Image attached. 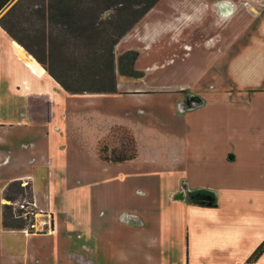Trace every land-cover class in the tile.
<instances>
[{"label": "crops", "instance_id": "crops-1", "mask_svg": "<svg viewBox=\"0 0 264 264\" xmlns=\"http://www.w3.org/2000/svg\"><path fill=\"white\" fill-rule=\"evenodd\" d=\"M214 1L160 0L149 10L116 47L118 55L126 49L139 50L135 67L144 75L135 77L118 70V91L113 93L67 92L44 69L38 73L29 55L20 51L0 26V64L16 74L13 95L26 101L20 108L13 107L9 118L0 115V264H264V253L254 262L247 259L264 240V163L256 168L244 164L234 172L223 168V175H218L221 172L215 166L210 172L200 165L213 158L231 164L229 159L238 158L232 156V150L236 151L232 144H240L244 152L248 143L264 144V16L260 18L256 9L253 13L250 7L235 4L230 18L217 22ZM193 9L199 22L174 24V35L144 41L145 25L186 20L182 14ZM121 106L127 109L121 111ZM144 106L146 109L137 111ZM48 116L59 120L67 116V127L78 123L84 128L97 163L106 170L127 167L133 161L112 162L99 156L97 145L114 126L126 127L134 134L140 153L150 147L148 144L162 151V141H148L152 134L171 133L172 144L163 150L161 167L177 166L186 177L170 193V204L161 207L158 214L151 206L143 209L144 213L132 208L123 217L110 218L128 228L157 221L163 228L162 237L161 232L157 236L154 233L138 242L129 239L130 232L110 235L108 229L100 227L93 235L95 243L85 239L72 244L71 220L58 212L55 194L68 173L67 154L61 148L64 144L56 147L55 141L49 144L40 138V133L45 136L47 132L41 124L44 121L37 122L38 133L34 127L36 117L44 120ZM61 124L66 132L64 122ZM32 127L36 134L27 145L23 133ZM60 132L57 130V141ZM216 143L225 146L220 157L215 155ZM41 167L47 168L50 176L46 196L37 189L36 172ZM190 174L218 177L213 179L214 186L206 189L216 194V206L189 201V193L204 189L192 187ZM247 174L255 175L254 186L241 185L239 190L230 187V182L242 181ZM18 179H31L36 210L42 215L40 223L53 216L52 231L3 226L5 189ZM187 252L195 255V263L184 257ZM216 254L222 258L216 260Z\"/></svg>", "mask_w": 264, "mask_h": 264}, {"label": "rangeland", "instance_id": "rangeland-1", "mask_svg": "<svg viewBox=\"0 0 264 264\" xmlns=\"http://www.w3.org/2000/svg\"><path fill=\"white\" fill-rule=\"evenodd\" d=\"M203 1L204 4H208L209 1L214 0ZM232 4L234 6L236 4V6L244 5L250 7L251 10L254 11L253 13L256 12L254 10L256 9L260 13L259 17L264 16V0H232ZM50 5V0H13L0 14V26L9 39L15 41L19 45V42L16 41V38H18L25 46H28L32 50L31 53L25 46L20 47V51L21 49L25 50L26 54L32 59L31 62L34 64L36 63L44 67L39 60V58H41L48 63V66L58 71H61L63 65L67 64V62L70 63L71 66L85 65L90 59L92 46L94 45L93 41H95V36H90L91 27L89 26L87 28L81 24L79 26L81 31L72 33L70 29H68V26L65 27V25L61 24V21L55 22V20L51 19L49 14L54 12V8ZM103 5L104 1L98 7L102 8ZM80 6L84 7L82 4H80ZM114 6L115 5H111L108 8L106 6L102 11L96 9L89 10V19L97 21L102 32H106L108 29L109 23L107 20L117 17L118 11H116ZM84 8L87 9L88 7L86 6ZM42 11L46 12V17L43 16ZM259 17H257V19ZM260 18L258 21L257 19L255 21L259 23ZM136 25H134V27ZM13 35L16 38H14ZM117 44L115 45L117 69L119 57L125 51L136 50L139 52L140 56V51L133 48L126 49L118 55L116 48ZM2 63L0 64V115L4 118H9L11 115L10 110L16 106H18L17 108H20L26 101L24 100L22 102V99L13 95V92L15 91L16 74L9 73L7 69H3ZM44 70L46 71L45 67ZM34 104H36V102H33V105ZM154 105L157 109L159 108V110H163L160 103H155ZM26 107L27 106H24V108ZM144 107L145 108L139 107L140 109L137 107V111L146 109V106ZM17 108H15V110H19ZM51 109L52 106H50V110ZM126 109V106H121L120 110L124 111ZM123 117H127V114L124 113ZM140 117L145 119L142 115ZM66 119L67 116H63L62 120H59L58 118L55 119L54 116H48V118L45 117L44 120L36 117L34 127L36 128L35 131L37 130L38 133L39 127L37 126V122L44 121L41 124L43 125V129L47 132L45 136L40 133V138L43 139L45 143L49 144L51 141H55L56 147H60V145L64 144L61 148H64L65 153L67 154L66 161H68V173L63 176V179H61L63 180V184L61 185L62 188L55 190V194L57 196V204H60V206L57 207L58 212H60L64 218L68 215L69 218H66V220H71L68 225L71 226L70 230L73 234L74 241L72 244L78 245L79 241H84L85 239H87L88 243H95L93 235L96 234L100 227L108 229L110 235L112 232H114L115 235L118 233L124 234L125 232H130L129 239L132 237L138 242L147 240L151 234L154 233L157 236L161 232L162 237L163 228L160 226V223H157V221L153 220L152 223L143 222L128 228L127 226L122 225L121 222L117 223L111 221L110 218L111 216H120L119 214L123 217L127 214L126 210L132 208H138L140 209L139 211L142 210L141 212L144 213L143 209L150 208L151 206L153 209L158 210L157 213H153L158 214L161 211V207L165 208V206L170 204V193L175 187H177L180 180L186 177L182 175L183 172H181V169L177 166L161 167V155L163 150L165 151V149H168L172 144L170 136L168 135L171 133L169 131H163L165 135L158 134V136H155L152 134V139L150 138L151 141H148L149 143H152V140L162 141V151H160L159 146L154 149L151 147V144H148L150 147L143 148L141 153L138 151L139 154L132 159L133 161H131V164L127 165V167L119 166L117 170L110 168L106 170L100 162L97 163L94 148L90 145L87 135H84V128L80 127L78 123L77 126H74L73 124L72 127H67L68 124L65 122H69L66 121ZM61 122H64L66 132L63 130ZM59 126H61V128H58ZM57 130L61 131L57 135L58 141L55 137ZM29 131V133H23V137H25L23 143L27 145L33 140L32 136L36 134L33 127L29 129ZM203 145L208 146L211 144ZM213 145L215 146V155L220 157L219 155L223 154L225 151L224 144L216 143ZM232 146H234V149L236 150H232V156L236 155L238 158L233 160L229 159V163L231 164L225 165L219 160L215 161L213 158V160L208 159L202 161L200 164L201 167H203L202 169H209L210 172H214L215 166L221 172V174L218 175H223V168L227 169V167H230L232 172H234L235 169H238L239 171L244 164L248 167L256 168V166L259 167L261 163H264V144L253 142L248 143L246 146V152H244L245 148L242 149L240 144H232ZM104 147L108 149V151H105V155H111V150L114 149L116 151V156L126 157L139 149L134 134L128 128L123 126H114L112 130L105 135L97 145V149H104ZM158 148L159 151H155L158 150ZM216 163L219 165H215ZM163 164L169 165L165 163ZM258 170H260V168ZM49 177L47 168L41 167L40 172H36L37 189L43 196H46L48 190L47 184ZM215 177L218 178L212 174H199L196 176H193L192 174L188 175V178L193 183L192 187H204L206 191L204 193V198L209 201L211 200L212 204L209 205L213 206L217 205V196L214 191H207L206 189L214 186L213 179ZM112 181L114 182V185L112 184ZM246 184H248L247 187L255 185L254 174H247L246 178L242 181L237 179L236 182H230V187L234 190L236 188L239 190L241 185L242 187H245ZM22 203L26 204L27 200L24 196L19 195L15 204L20 207ZM42 206L44 205L42 204ZM41 217L42 215L37 213L36 210L35 232H43L45 230H48L49 232L51 228V218L47 216V223L46 225H43L39 220ZM101 218L106 219L102 220ZM150 224H152V227H150ZM98 239L100 240V237H98ZM254 251L251 252L247 259L251 257ZM194 256L191 255L190 252H187L184 257L190 263ZM221 256L222 255L216 254V260L222 258ZM92 262L95 263V257H93ZM193 262L195 263V260H193ZM199 264H203V262Z\"/></svg>", "mask_w": 264, "mask_h": 264}, {"label": "trees", "instance_id": "trees-1", "mask_svg": "<svg viewBox=\"0 0 264 264\" xmlns=\"http://www.w3.org/2000/svg\"><path fill=\"white\" fill-rule=\"evenodd\" d=\"M13 0H0V13ZM104 1L103 7H98ZM50 0L54 12L50 13L51 19L55 22L61 21V24L68 26L72 33L81 31L79 26L91 27L90 36H95L89 61L83 66L72 65L67 62L63 65L61 71L48 66V63L39 58L46 71L49 72L57 82L69 93H113L118 91L117 70L121 74L142 77L144 71L135 68V62L139 56L136 50H128L122 53L118 60V69L115 55V45L120 39L136 25L143 16L151 10L160 0ZM82 4L85 9L80 6ZM114 6L118 11L117 17L108 19L109 23L106 32H102L97 21L89 19L88 14L91 10L104 9L106 6ZM44 17L46 12L42 11ZM116 16V15H115ZM63 18V19H62ZM9 31V30H8ZM14 38H16L13 35ZM20 47L25 46L20 39L16 38ZM29 52L32 50L25 46ZM38 57V56H37ZM42 67V66H41ZM44 67H42L44 69ZM99 156L107 161L123 162L133 159L138 154V150L126 156H116L115 150H111V155H105L108 149H97ZM205 190H198L189 193V201L204 205L203 201ZM22 195L27 200V205L35 204L33 183L31 179H18L11 181L5 189V198L7 202L3 204V226L8 229H26L29 232H35V213L32 209L28 212L24 208L16 206L15 202L18 196ZM210 204H212L210 200ZM54 227V217H51ZM43 232H48L45 230ZM41 233V232H40ZM264 253V240L256 248L249 258V262L256 261Z\"/></svg>", "mask_w": 264, "mask_h": 264}, {"label": "clouds", "instance_id": "clouds-1", "mask_svg": "<svg viewBox=\"0 0 264 264\" xmlns=\"http://www.w3.org/2000/svg\"><path fill=\"white\" fill-rule=\"evenodd\" d=\"M215 9H216V18L217 22L224 21L226 22L231 15L232 9H234V5L232 4V0H215ZM186 17V20H181L177 18L174 21H160L153 22L152 25H145L144 28V41L155 42L159 38L164 35H168L169 33L175 34L176 28L172 25L179 26L181 23H184V26H190L192 23H197L196 16L198 13L195 9L192 10L191 13L182 14ZM203 16L200 15V19L202 20Z\"/></svg>", "mask_w": 264, "mask_h": 264}, {"label": "built area", "instance_id": "built-area-1", "mask_svg": "<svg viewBox=\"0 0 264 264\" xmlns=\"http://www.w3.org/2000/svg\"><path fill=\"white\" fill-rule=\"evenodd\" d=\"M20 207H21V208H24V209L26 210L25 212H28L29 209H32V213H35V212H34V210L36 209L35 204H34V205H27V204H25V203H22V204L20 205ZM37 213H38V212H37ZM35 215H36V213H35ZM46 223H47V221H45V222L43 223V225H46ZM33 226L36 227V223L33 224ZM53 229H54V227L52 226V222H51V228H50V231H52Z\"/></svg>", "mask_w": 264, "mask_h": 264}, {"label": "bare ground", "instance_id": "bare-ground-1", "mask_svg": "<svg viewBox=\"0 0 264 264\" xmlns=\"http://www.w3.org/2000/svg\"><path fill=\"white\" fill-rule=\"evenodd\" d=\"M23 50V49H22ZM23 51H25V50H23ZM33 65L35 66V69H36V71L38 72V73H42V67H41V65H39V64H34L33 63Z\"/></svg>", "mask_w": 264, "mask_h": 264}, {"label": "water", "instance_id": "water-1", "mask_svg": "<svg viewBox=\"0 0 264 264\" xmlns=\"http://www.w3.org/2000/svg\"><path fill=\"white\" fill-rule=\"evenodd\" d=\"M203 204H204V205H209V204H210V201H209V200H204V201H203Z\"/></svg>", "mask_w": 264, "mask_h": 264}]
</instances>
